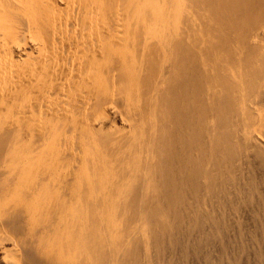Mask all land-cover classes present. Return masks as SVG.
Masks as SVG:
<instances>
[{"label":"bare ground","instance_id":"6f19581e","mask_svg":"<svg viewBox=\"0 0 264 264\" xmlns=\"http://www.w3.org/2000/svg\"><path fill=\"white\" fill-rule=\"evenodd\" d=\"M215 2L0 0V262L264 264V43Z\"/></svg>","mask_w":264,"mask_h":264},{"label":"rangeland","instance_id":"374dc122","mask_svg":"<svg viewBox=\"0 0 264 264\" xmlns=\"http://www.w3.org/2000/svg\"><path fill=\"white\" fill-rule=\"evenodd\" d=\"M223 1H227L225 3H223ZM222 2L219 1V3L215 2V12L214 11V15L217 17H219V20L218 19H215V24H213V30L216 28V27H220V25H223V23L225 24L226 23V26L231 24L230 26L227 27V29L231 30L228 32L227 30V35H229V37H233L235 38V36H237L238 34L239 35H243L245 37V39L251 43L253 42V37L256 36V38H259L263 43H264V0H223ZM220 4L218 6V4ZM228 4V5H226ZM218 10H217V7ZM223 9H222V7ZM225 7V8H224ZM227 7V8H226ZM220 10L222 15H220ZM227 10V11H226ZM219 11V13H218ZM224 11V12H223ZM226 11V12H225ZM219 14V16L217 15ZM226 14V16H225ZM220 16H223L220 18ZM228 16L230 18H228V20L225 21H222L225 20ZM217 22V23H216ZM218 22L220 25H218ZM2 24H0L1 26ZM4 27V25H2ZM2 26L0 27L2 30ZM212 32V31H211ZM207 33L210 35V33ZM1 33V31H0ZM229 33V34H228ZM116 122V125L117 127L120 126V123L115 120ZM15 148V149H13ZM13 148H8L7 150H10V153L11 151L15 150L13 153L11 154H8L9 157L7 156V158L9 159L10 157L12 158V156H17L18 153L20 154L21 152V148H19L18 146H15ZM16 149H19V152L18 150L16 151ZM9 153V151H8ZM16 153V154H15ZM21 155V154H20ZM10 158V159H11ZM12 197V198H11ZM10 199V201H7L8 204L11 206V205H14L15 202L17 204V199L14 198L12 195L9 196V198H7V200ZM12 255V254H11ZM11 255L9 256L11 260L13 261H16V263L20 264L19 261H17V259H14V257H11ZM0 264H3L2 262H0Z\"/></svg>","mask_w":264,"mask_h":264}]
</instances>
